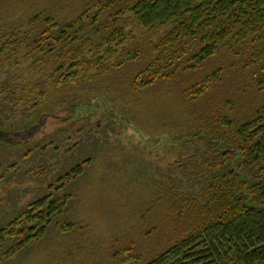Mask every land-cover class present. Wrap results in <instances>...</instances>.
<instances>
[{
    "label": "trees",
    "instance_id": "obj_1",
    "mask_svg": "<svg viewBox=\"0 0 264 264\" xmlns=\"http://www.w3.org/2000/svg\"><path fill=\"white\" fill-rule=\"evenodd\" d=\"M3 18L0 129L54 117L0 138V182L31 192L0 226V264L52 226L73 232V189L101 153L144 168V202L125 216L139 233L172 230L149 256L133 241L112 258L264 264V0H8ZM120 171L117 184L141 180Z\"/></svg>",
    "mask_w": 264,
    "mask_h": 264
},
{
    "label": "rangeland",
    "instance_id": "obj_2",
    "mask_svg": "<svg viewBox=\"0 0 264 264\" xmlns=\"http://www.w3.org/2000/svg\"><path fill=\"white\" fill-rule=\"evenodd\" d=\"M3 14H8V0L0 8V26L3 25V21L8 22L7 18H3ZM132 25V31L138 33V25L135 22ZM104 155L99 154L95 159L96 165L89 168L96 170L97 166L94 174L91 173L94 178H90V174L83 180L81 188L73 189L75 198L71 200V209L77 208L78 210L73 213V217L78 219L73 232L68 233V236H62L58 234L57 227L52 226L48 237L37 243L29 244L27 249L14 257L11 264H121L120 257L112 258L111 253L133 241L138 243L141 246L139 247L140 251L145 252L148 256L161 249L162 245L168 244L169 237L172 236L170 227H165L162 231L156 229L157 231L153 233L157 237H144L145 232L143 230L142 233H139L135 217H132V220L125 217L132 213L127 208L131 209L132 207L133 209L135 204L140 208L144 202L143 197L146 196L147 190L143 188L145 184L140 183L145 178L141 162L132 160L128 156L110 158L108 155ZM134 165H137V168L140 166L141 173L139 170L136 172ZM30 167L28 164L26 168ZM102 170L105 172L104 175L101 174ZM120 170H124L125 173L129 172L128 174L131 175L134 174V171L136 176L139 174L141 179L138 182L139 185H131V179L126 183L117 184L119 179L125 182L123 180L124 173ZM97 171L98 173H96ZM7 173L8 170L4 175ZM6 178V181L0 182V226L5 225L8 222V217L18 210L23 201L31 195V192L28 191L30 186L22 183L24 181L15 180L14 182L12 180L8 182V175ZM123 185L124 187L131 185L126 188H131L132 192L136 188L133 196L129 195V191L119 190ZM10 188H13L14 192L8 194L7 191ZM114 188L117 190H113ZM121 202H125V204L122 205ZM125 208L127 212H125ZM127 219L131 224L123 222ZM152 223L159 222L157 219H153ZM77 227L79 228L77 229ZM1 263L8 264V261Z\"/></svg>",
    "mask_w": 264,
    "mask_h": 264
},
{
    "label": "water",
    "instance_id": "obj_3",
    "mask_svg": "<svg viewBox=\"0 0 264 264\" xmlns=\"http://www.w3.org/2000/svg\"><path fill=\"white\" fill-rule=\"evenodd\" d=\"M48 117H54L53 113L42 114L40 116V118L38 119V121L34 125H32L28 129L23 130V131L8 133V132L0 129V138L8 140L9 135H12L14 137H19L21 139H26V138L32 137L37 131L40 130L41 126L44 125L46 118H48Z\"/></svg>",
    "mask_w": 264,
    "mask_h": 264
}]
</instances>
